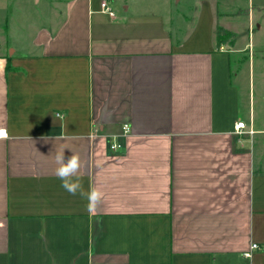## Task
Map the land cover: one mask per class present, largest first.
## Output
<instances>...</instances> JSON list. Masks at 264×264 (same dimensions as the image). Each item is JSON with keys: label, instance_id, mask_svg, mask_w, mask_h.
Listing matches in <instances>:
<instances>
[{"label": "crops", "instance_id": "0c3cea01", "mask_svg": "<svg viewBox=\"0 0 264 264\" xmlns=\"http://www.w3.org/2000/svg\"><path fill=\"white\" fill-rule=\"evenodd\" d=\"M36 1L0 0V264H264L248 50L217 43L254 0ZM59 150L104 193L95 211L61 187Z\"/></svg>", "mask_w": 264, "mask_h": 264}, {"label": "rangeland", "instance_id": "374dc122", "mask_svg": "<svg viewBox=\"0 0 264 264\" xmlns=\"http://www.w3.org/2000/svg\"><path fill=\"white\" fill-rule=\"evenodd\" d=\"M263 1V2H262ZM11 10L20 12L23 5L30 7L32 14H40L36 0H10ZM27 3V4H26ZM261 3V4H260ZM264 0H254L252 28H249L248 17H237L234 21L237 47L248 50L241 55L242 62H235L236 76L234 81L239 85L245 111V119L249 120L250 101L255 118V127L264 128ZM175 6V4H173ZM248 5H246V9ZM241 15H247L241 12ZM29 31L27 30V33ZM21 40L26 41L23 36ZM250 57V59H249ZM264 143V134L258 135ZM258 146H262L258 144Z\"/></svg>", "mask_w": 264, "mask_h": 264}, {"label": "clouds", "instance_id": "9594fccd", "mask_svg": "<svg viewBox=\"0 0 264 264\" xmlns=\"http://www.w3.org/2000/svg\"><path fill=\"white\" fill-rule=\"evenodd\" d=\"M2 131V130H0ZM0 135V139H6L7 135L4 131ZM54 175L61 181V187L70 195L79 194L83 199L87 200V211L92 212L101 205L104 193L98 187H89L84 190L82 178L85 163L81 156L76 153L65 155V150L56 151L54 156Z\"/></svg>", "mask_w": 264, "mask_h": 264}, {"label": "built area", "instance_id": "2783aa9c", "mask_svg": "<svg viewBox=\"0 0 264 264\" xmlns=\"http://www.w3.org/2000/svg\"><path fill=\"white\" fill-rule=\"evenodd\" d=\"M102 10H103V12H106L110 15H114V11L109 6L108 2L102 3ZM123 128H124L125 133H128L130 131V127L127 124H125ZM0 130L4 131L7 135V132L5 129H0ZM254 133H255V130L252 128V126L248 127V124L244 120L238 121L235 125V134L239 137L242 135H253ZM111 147H112V149H117L118 147H120V145L112 144ZM258 247H259L258 244L255 243L251 246V249H256ZM244 255L246 257H251L252 251H250V250L246 251V252H244Z\"/></svg>", "mask_w": 264, "mask_h": 264}, {"label": "trees", "instance_id": "16d2710c", "mask_svg": "<svg viewBox=\"0 0 264 264\" xmlns=\"http://www.w3.org/2000/svg\"><path fill=\"white\" fill-rule=\"evenodd\" d=\"M236 34L224 27H218L217 29V43L219 46L223 44L234 45Z\"/></svg>", "mask_w": 264, "mask_h": 264}, {"label": "snow or ice", "instance_id": "6c2138e0", "mask_svg": "<svg viewBox=\"0 0 264 264\" xmlns=\"http://www.w3.org/2000/svg\"><path fill=\"white\" fill-rule=\"evenodd\" d=\"M0 135H3V132L2 131H0Z\"/></svg>", "mask_w": 264, "mask_h": 264}]
</instances>
